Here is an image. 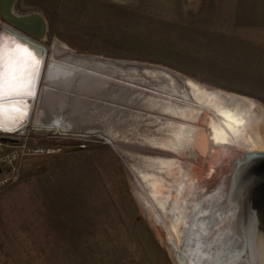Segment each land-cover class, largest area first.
Masks as SVG:
<instances>
[{"label":"rangeland","instance_id":"374dc122","mask_svg":"<svg viewBox=\"0 0 264 264\" xmlns=\"http://www.w3.org/2000/svg\"><path fill=\"white\" fill-rule=\"evenodd\" d=\"M12 11L43 18L49 54L59 42L162 66L252 99L264 114V0H14ZM0 264L173 261L111 144L30 125L0 133Z\"/></svg>","mask_w":264,"mask_h":264},{"label":"bare ground","instance_id":"6f19581e","mask_svg":"<svg viewBox=\"0 0 264 264\" xmlns=\"http://www.w3.org/2000/svg\"><path fill=\"white\" fill-rule=\"evenodd\" d=\"M43 38L18 36L0 20V49L26 63L20 79L28 84L25 94L0 98V133L23 134L30 125L66 130L58 115L65 106L106 117L114 112L112 145L173 264H253L251 255L238 260L234 252L250 246L251 217L241 192L250 155L264 154V114L257 103L169 69L147 77L85 60L59 42L49 54ZM157 80H165L163 88L147 92Z\"/></svg>","mask_w":264,"mask_h":264},{"label":"water","instance_id":"95a60500","mask_svg":"<svg viewBox=\"0 0 264 264\" xmlns=\"http://www.w3.org/2000/svg\"><path fill=\"white\" fill-rule=\"evenodd\" d=\"M13 1L14 0H0V20L3 25L10 31L15 32L18 36L26 34L37 39L41 38L44 33L43 18L36 14L16 15L12 11ZM68 51L74 56L85 60L105 63L131 72L135 70L139 73L140 71L144 73V75H147V77H150L152 73L161 74L166 70L168 71L167 68L154 64L110 59L96 55L75 54L69 48ZM130 75L136 74L132 73ZM136 79V76H130L129 78H125L124 76L122 80L136 81ZM35 100H37V109L42 110L43 97L37 94ZM66 107L67 106H65V110L58 112L61 122L68 124V128L63 130V132L77 138L95 136L112 145V137L118 122L117 120L113 121L112 118L97 112L67 111ZM37 131L48 132L49 130L37 129ZM250 160L251 167H249L247 180L241 192V197L245 204L244 207L247 210L246 215L251 217V219H246L251 232L250 246L246 251L245 248H243V250H236L234 253L238 256V260L243 259L245 255H251L253 257V264H264V154L250 155ZM237 213L240 214L239 210H237ZM239 217L240 216L237 215V218L235 217V219H232L235 221L239 219ZM233 220L231 221L232 224L234 222Z\"/></svg>","mask_w":264,"mask_h":264},{"label":"snow or ice","instance_id":"6c2138e0","mask_svg":"<svg viewBox=\"0 0 264 264\" xmlns=\"http://www.w3.org/2000/svg\"><path fill=\"white\" fill-rule=\"evenodd\" d=\"M18 61L19 57L13 58L11 53L0 49V98L7 95L25 94L23 90L28 87V84L20 78L23 77L26 63L18 64ZM18 67L19 75H17Z\"/></svg>","mask_w":264,"mask_h":264}]
</instances>
